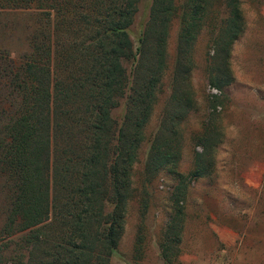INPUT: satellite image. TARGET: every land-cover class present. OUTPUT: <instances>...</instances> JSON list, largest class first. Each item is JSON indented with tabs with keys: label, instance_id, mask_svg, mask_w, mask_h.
Listing matches in <instances>:
<instances>
[{
	"label": "trees",
	"instance_id": "1",
	"mask_svg": "<svg viewBox=\"0 0 264 264\" xmlns=\"http://www.w3.org/2000/svg\"><path fill=\"white\" fill-rule=\"evenodd\" d=\"M140 1L0 0V13L39 16L30 54L19 65L10 63V118L0 126L2 161L15 181L5 226L10 243L0 248V264L10 262L6 253L10 257L14 240L15 264H110L117 255L132 166L166 74L174 18L176 57L160 123L149 139L148 178L162 170L177 176L181 129L195 109L194 47L214 6L221 20L210 24L207 79L220 93L234 82L231 52L244 30L239 0H151L134 47L130 29ZM121 106L119 123L112 114ZM205 133L193 181L213 168ZM180 202L175 197L177 212L160 244L165 263L172 261L168 243L178 242Z\"/></svg>",
	"mask_w": 264,
	"mask_h": 264
},
{
	"label": "rangeland",
	"instance_id": "2",
	"mask_svg": "<svg viewBox=\"0 0 264 264\" xmlns=\"http://www.w3.org/2000/svg\"><path fill=\"white\" fill-rule=\"evenodd\" d=\"M151 0H141L130 38L137 47ZM244 30L233 45L230 65L234 82L222 93L207 79L209 14L193 52L190 83L195 109L182 126L181 155L174 176L168 170L148 178L144 173L149 139L156 132L169 95V73L176 57L179 21L171 23L166 48V74L143 131L130 175L132 195L124 219L118 253L110 264H264V0H239ZM39 16L32 11L0 13V126L10 118V63L19 65L30 54V37ZM210 55V56H209ZM215 98H218L217 100ZM216 103V104H214ZM124 108L112 114L121 123ZM207 131L213 146L211 175L193 181L199 138ZM206 134V133H205ZM207 138V137H206ZM14 179L0 151V248L9 243L5 226ZM182 187L181 189H179ZM177 195V196H175ZM180 198L178 242L168 243L171 263L160 244ZM15 240L6 253L15 264Z\"/></svg>",
	"mask_w": 264,
	"mask_h": 264
}]
</instances>
